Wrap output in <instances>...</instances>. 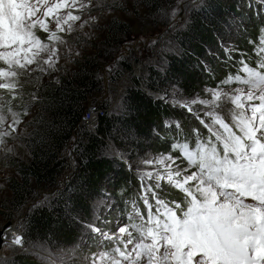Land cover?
I'll list each match as a JSON object with an SVG mask.
<instances>
[{"label":"snow or ice","instance_id":"snow-or-ice-1","mask_svg":"<svg viewBox=\"0 0 264 264\" xmlns=\"http://www.w3.org/2000/svg\"><path fill=\"white\" fill-rule=\"evenodd\" d=\"M254 4L264 16V0ZM96 7L95 0H0V149L12 151L7 139L20 123L12 101L25 83L55 70L65 37L95 22ZM249 43L251 54L203 98L176 101L201 127L189 137L179 121L166 122L176 136L167 153L135 166L140 191L126 202L125 222L102 227V212L81 222L100 241L87 264H264V24ZM233 51L225 47V57ZM165 188L179 198H167ZM11 243L22 246L23 236Z\"/></svg>","mask_w":264,"mask_h":264},{"label":"trees","instance_id":"trees-1","mask_svg":"<svg viewBox=\"0 0 264 264\" xmlns=\"http://www.w3.org/2000/svg\"><path fill=\"white\" fill-rule=\"evenodd\" d=\"M141 2V16L150 21L148 26L153 23L157 28H165L172 24L177 0ZM257 7L255 4L250 7L249 0H208L200 9L191 10L182 30L173 33L181 53H166L164 70L149 63L140 78L126 76L132 70L130 58L115 59L116 50L120 47L122 51L123 38H110L112 41L106 45L111 48L103 56L90 57L76 70L61 74L57 81H45L40 86L25 85L20 94L28 92L38 96L36 113L25 140L28 160L17 161L18 178L10 184L11 198L0 205V220L21 217L20 230L27 247L56 251L74 247L83 239L85 229L81 222L94 219L92 201L105 196L106 191L113 196L118 210L123 209L127 214L130 208L127 210L125 203L137 201L140 191L135 163L150 154L167 153L176 136L175 129L166 127V122L179 121L183 134L189 137L192 128L201 127L196 119H191V114L169 104L168 99L173 96L165 88H177L184 98L202 97L205 88L215 87L235 72L241 56L251 54L249 41L257 38L264 24V16L256 15ZM230 20L240 23L241 32L227 39L231 35L227 28ZM230 43L236 44L239 51L225 57L224 49ZM103 67L111 68L109 72L106 69L107 80L103 77ZM123 76L129 83L114 110L101 118L97 134L79 128L89 105L111 107L112 101L100 97L109 87L115 91ZM142 85L153 94H147ZM72 141L71 166L66 151ZM114 152L128 160L133 168L128 169ZM69 169V180L64 188L58 189ZM37 190L51 191L52 196L34 205ZM164 192L169 199L179 198L171 189L165 188ZM113 219L114 215L109 216L108 223ZM93 249L94 246L89 247L87 252ZM34 252L16 248L12 257L0 260V264H52L39 259Z\"/></svg>","mask_w":264,"mask_h":264},{"label":"rangeland","instance_id":"rangeland-1","mask_svg":"<svg viewBox=\"0 0 264 264\" xmlns=\"http://www.w3.org/2000/svg\"><path fill=\"white\" fill-rule=\"evenodd\" d=\"M141 1L142 0H95V3L98 4L99 7L94 8L91 15L97 18L96 21L88 26H85L83 30L75 31L71 34V36L65 37L67 43L60 46L59 62L56 64L55 70L50 75L40 76L38 79H34L30 83H25L24 86L27 85L30 87L35 84L36 86H40L42 82L45 81H57L62 76L61 74L66 75L76 70L83 64L87 63V59L90 57L99 54H102L103 56V54L108 53L111 48L106 45V43L111 40L110 38H123V43L121 44L122 46H130L137 43L140 44L142 46L141 51L138 54L131 53V57H135L137 61H144L152 56H157V60L152 62V64L160 66V69H166L167 64L164 60L166 53L167 55L170 52L175 54L181 53L179 45L173 38V33L180 29L182 30L191 10L200 9L208 0H177L178 6L175 11L173 22L165 28H157L153 23L148 26L150 21L144 20L145 17L141 16L143 14L141 12ZM227 28L229 30L228 34H231L228 38L226 37L227 39H231L234 35L237 36L241 32L240 23L235 22L234 20H230ZM125 32H128V34H125ZM231 46L234 50H236V44L230 43L228 47L231 49ZM115 53V59L123 56L120 47ZM162 54H164L163 58ZM130 60L132 61L133 59L130 58ZM102 69H107L108 72L111 70L110 67H103ZM128 83L129 81L126 76H123V78L117 83L115 91L111 90L109 87L108 92L105 90V93H103L100 98L114 103L117 99L120 87L124 88ZM165 89H167V91L173 96L168 99L169 104L176 105V101L181 98V94L178 92L177 88L169 87ZM208 89H211V87H208ZM204 95H202L201 98H203ZM34 96L35 99H33ZM155 96L156 98L163 100V97L160 95L156 94ZM37 97L38 96L35 94L22 92L20 97L14 101L15 104H12L13 111L20 114V123L18 124L17 130L12 137L7 139V148L12 149V151L8 152L0 149V205L5 204L11 198L10 184L13 179L18 178L16 172L17 161L28 160V151L25 140L30 132L31 120L36 113L35 103ZM194 107H199V105ZM176 108L182 109L177 106ZM5 114L8 116V123H11L12 116L8 113ZM191 119L195 118L191 115ZM72 149L73 141L70 143L66 151V157L71 166L73 165ZM114 154L117 153L114 152ZM115 156L122 160L127 168L130 169L128 165L131 164L128 160L122 159L118 156V154ZM155 156L156 155L150 154L147 159ZM138 162L135 163V165H138ZM70 174L71 169L65 172L61 178L58 189L65 187L66 182L70 178ZM50 196H52L51 191L37 190L33 204L42 203ZM112 197L113 196L106 191V195L92 201L93 204L91 206L93 218L102 212L103 217L106 218L108 222L109 216L114 215V219L110 223H107V225H101L102 227L107 226L109 229H114L118 224L124 223L126 216V214L123 213V209L120 211L118 210ZM109 200L110 208L105 210L102 205L108 203ZM125 205L128 210L129 207L127 203H125ZM129 212L130 211H128V213ZM9 214H13V212H10ZM8 222H12L13 224L15 223L20 227L21 217L15 216L13 220L9 221L0 220V230H2ZM84 234L83 239L71 248L54 251L53 249L35 250L29 246L26 249L20 250L22 252L35 251L34 253H36L39 259H44L52 264H87L86 258L91 253L87 252V250L89 247L94 246L92 252L97 251L100 241L99 239L90 236L86 230L84 231ZM16 248L17 247L13 245L7 244L6 248L0 251V260L10 259Z\"/></svg>","mask_w":264,"mask_h":264},{"label":"built area","instance_id":"built-area-1","mask_svg":"<svg viewBox=\"0 0 264 264\" xmlns=\"http://www.w3.org/2000/svg\"><path fill=\"white\" fill-rule=\"evenodd\" d=\"M141 49H142V46L140 44H138V43L137 44H132L130 46H128V45H123L122 46L123 57L133 59L131 61L132 70L129 73H127L126 76L131 74L133 77L140 78L141 75H142L143 68L145 66H147L149 63H152V62L157 60V56H152V57H150V58H148L147 60H144V61H139V60L137 61L135 57H131L130 56L131 53L132 54L133 53L134 54H138L141 51ZM103 77H104L105 80H107L106 71L103 72ZM141 88L144 91H146L147 94H149V95L153 94L151 91L146 89L143 85L141 86ZM122 92H123V88L120 87V89L118 91L117 99L114 101V103L109 108H104V107H101L99 105H89L87 107V110H86L83 118L81 119V121L79 123V128L85 129L88 132L97 134V130L99 128L101 118L106 113H110L113 110V108L115 107V105L118 102V97L120 96V94Z\"/></svg>","mask_w":264,"mask_h":264},{"label":"bare ground","instance_id":"bare-ground-1","mask_svg":"<svg viewBox=\"0 0 264 264\" xmlns=\"http://www.w3.org/2000/svg\"><path fill=\"white\" fill-rule=\"evenodd\" d=\"M8 239L5 241V240H2L3 241V246L2 248H0V251L2 249H4V247L6 246L7 243H11V237L13 236V234H16V235H21V232H20V229L18 228V226L16 224H12L8 229H6L3 233ZM12 245V243L10 244ZM16 246V245H15ZM24 246V242H23V245L20 247L22 248ZM25 248V246L23 247Z\"/></svg>","mask_w":264,"mask_h":264},{"label":"water","instance_id":"water-1","mask_svg":"<svg viewBox=\"0 0 264 264\" xmlns=\"http://www.w3.org/2000/svg\"><path fill=\"white\" fill-rule=\"evenodd\" d=\"M12 224H13L12 222H8V223L2 228V230H0V233H4V231H5L6 229H8ZM14 224H15V223H14ZM18 228H20V227L18 226ZM0 245H3V241H2V240H0ZM0 248H2V247H0Z\"/></svg>","mask_w":264,"mask_h":264}]
</instances>
